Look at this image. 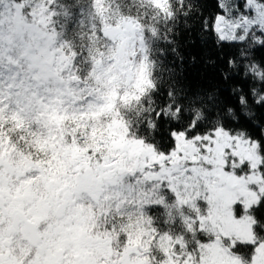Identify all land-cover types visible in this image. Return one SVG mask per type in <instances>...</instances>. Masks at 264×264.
Returning a JSON list of instances; mask_svg holds the SVG:
<instances>
[{
  "label": "snow or ice",
  "instance_id": "snow-or-ice-1",
  "mask_svg": "<svg viewBox=\"0 0 264 264\" xmlns=\"http://www.w3.org/2000/svg\"><path fill=\"white\" fill-rule=\"evenodd\" d=\"M0 264H264V0H0Z\"/></svg>",
  "mask_w": 264,
  "mask_h": 264
}]
</instances>
